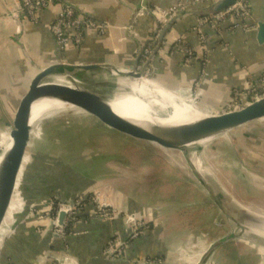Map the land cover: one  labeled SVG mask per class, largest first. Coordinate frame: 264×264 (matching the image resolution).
Listing matches in <instances>:
<instances>
[{"label": "crops", "instance_id": "crops-1", "mask_svg": "<svg viewBox=\"0 0 264 264\" xmlns=\"http://www.w3.org/2000/svg\"><path fill=\"white\" fill-rule=\"evenodd\" d=\"M65 2L96 21L108 22L112 27L105 34L87 31L81 48L71 46L62 52L63 63L103 64L132 70L142 59L141 50L149 44L159 27L151 14L134 17L135 12L141 6L167 10L176 6L179 0H56L41 13L39 24L21 17L19 0H0L1 131L8 127L10 115L33 78L57 61L56 42L49 26L64 8ZM198 19V16L190 15L178 20L150 64L155 68V78L150 81L177 96L183 95L175 90L189 87L202 69L200 34L195 30ZM257 19H264V0H250L247 21L249 25H255ZM202 31L206 37L209 77L199 92L202 94L201 103L206 108L218 110L230 102L234 89L242 88L264 73V46H259L244 28L232 31L225 27L216 32L205 25ZM177 37H182L183 42L181 46L173 47L171 44ZM184 47L195 52L189 64L185 63ZM64 74L58 77H63L67 84L74 82L82 85L96 77L121 86L124 84L123 79L106 69L74 70ZM56 78L51 80L63 81ZM125 84L130 86V81ZM141 86V83H136V87ZM4 134L1 133L0 137ZM28 161L27 154L18 178L19 186H16L17 196L13 195L0 230V264H50L52 257L60 255L69 256L74 264H197L210 244L237 232L241 223L239 212H248L245 209L247 205L228 194L220 183L216 186L220 193L215 188L217 201H211L202 185V190L189 187L190 195L201 194V201L187 204L190 214L185 220L186 226L180 225L176 215L178 208L175 210L172 204L169 207L167 203L141 204L131 198L123 197V201H118L112 197L110 201L114 207L128 210L146 222L148 231L144 236L131 239V225L122 216L113 221L80 217L72 233L63 240L51 233L48 220H45V230L40 232L34 229L35 223L31 218L25 217L17 222L18 215L12 224L11 236L3 244L7 223L15 211H23L27 197L33 199L38 215L49 211V204L54 199L66 201L81 196L90 197L87 191L89 185H73L68 181L61 183L56 175L46 171L45 165L36 170L33 165L28 166L24 173ZM199 173L209 176V172H204L202 168ZM215 220L222 225L216 226ZM244 235V240H250L252 235L256 239L264 238L263 233L254 234L251 231H245ZM242 242L234 238L224 243L210 254L205 264H236V256L251 253L249 241L246 245Z\"/></svg>", "mask_w": 264, "mask_h": 264}, {"label": "rangeland", "instance_id": "rangeland-1", "mask_svg": "<svg viewBox=\"0 0 264 264\" xmlns=\"http://www.w3.org/2000/svg\"><path fill=\"white\" fill-rule=\"evenodd\" d=\"M82 86L110 99L129 90L124 85L97 77L83 82ZM137 90L145 99L161 102L151 88L141 86ZM201 91L193 84L175 90L199 107L204 106L201 103L202 94H199ZM234 91L228 104L218 110L206 108V111L213 115L229 112L228 108L234 104ZM13 113L9 117L8 127L0 130V134L5 133L0 137V155L6 145L2 141H8L10 137ZM27 154L29 161L24 173L28 166L33 165L36 170L45 165L47 172L62 178L64 176L63 180L69 175L65 180H68V184L84 187L89 185L88 195L110 206L113 205L110 201L112 197L118 201H123V197L131 198L141 204L167 203L168 207L172 204L175 210L178 208L176 215L181 226H186L185 220L189 218L187 204L201 201V194L190 195L192 192H189V187L202 190V185L208 184L212 192L203 190L210 195L212 201L216 200V189L219 191L216 186L220 183L228 194L247 205L243 208L251 214L239 212L241 223L235 232L236 238L243 241L242 245L249 241L251 253L236 256V264H264V238L256 239L252 235L250 240L243 239L245 231L264 234V120L247 124L206 143L181 150H167L113 133L94 118L76 109L60 108L32 125ZM40 154L44 159L41 157V160H36V156ZM201 168L204 172H209V176L202 175V171L199 173ZM58 180L61 183L63 181L60 178ZM111 207L119 210V216L122 217L128 212L114 205ZM31 209L26 217L34 221L35 230L42 232L45 230V220L52 217L55 210L43 211L38 215L34 204ZM20 214L21 210L15 211L5 227L3 239L11 236L12 224ZM214 222L216 226L222 225L216 220ZM66 257H52L50 264H64Z\"/></svg>", "mask_w": 264, "mask_h": 264}, {"label": "water", "instance_id": "water-1", "mask_svg": "<svg viewBox=\"0 0 264 264\" xmlns=\"http://www.w3.org/2000/svg\"><path fill=\"white\" fill-rule=\"evenodd\" d=\"M183 1L190 5L189 0ZM238 1L240 0H218L215 3H210L201 7H193L189 11L179 15L177 18L169 22L161 32L157 47L153 52V57L156 56L167 34L172 30L178 20L190 15L198 17L213 15L224 11ZM137 11L135 12L134 17L136 16ZM145 14H148V12H145ZM248 34L255 38L259 46H264V19H257L254 29L248 31ZM56 58L57 61L54 64L39 71V73L33 78L27 91L19 99L13 113L12 128L10 129L12 145L9 150L6 151L0 163V230L9 211L16 190L17 181L24 166L23 163L31 141V114L34 105L39 101L61 103L65 105V107L76 109L87 114L106 128L118 134L133 140L151 143L167 150H181L190 146L202 144L205 141H210L247 124L264 120V98H262L248 104L240 110L209 115L190 123L178 125L139 124L138 122L127 119L115 112V110L109 105V102L112 99L104 97L98 92L87 90L83 88L82 85L74 82L64 84L51 79L63 76L65 75V72H72L74 70L90 71L106 69L115 76L123 79V85L130 90L125 82L142 80L145 78L143 70L151 64L152 58L147 60L140 71H137L138 64L132 70H122L111 65L103 64L70 65L63 63L62 52L57 43ZM150 70L152 78L145 79L152 80L155 78V68L150 67ZM68 177L69 175H67V178ZM75 177L76 176H74V178ZM65 180H63V182ZM205 184L206 183H204L203 186L208 192H212L209 185ZM75 199L76 198H72L63 202L70 201V204L73 205ZM32 205L33 199L27 197L25 200V208L19 217H17V222L23 220L27 214L32 211ZM66 216L67 214L64 211L59 213V226L64 225ZM49 230L54 236L60 237L58 234L54 233V223L52 221L49 223ZM236 237V233H231L210 244L197 264H205L207 258L216 248Z\"/></svg>", "mask_w": 264, "mask_h": 264}, {"label": "built area", "instance_id": "built-area-1", "mask_svg": "<svg viewBox=\"0 0 264 264\" xmlns=\"http://www.w3.org/2000/svg\"><path fill=\"white\" fill-rule=\"evenodd\" d=\"M189 1L190 5L186 4L183 0H179L176 6L167 10L159 7L146 8L144 6H141L138 9L135 17L143 16L145 15V12H148L156 19L159 27L151 37L149 44L144 46L141 50L140 58L142 57V59L138 62L137 71H140L144 67L147 60L150 58L153 59V52L157 47L159 36L169 22L195 6H204L210 3H215L218 0ZM54 2H56V0H19V13L23 19L39 24L41 13ZM63 6L64 8L56 15L55 20L52 21L49 26V30L55 38L61 52L71 46L81 48L86 40V32L89 30H94L98 34H105L107 29L112 27L108 22L103 23L96 21L92 17L77 11L70 3L65 2ZM249 17L250 0H240L224 11L209 16L199 17L195 30L200 34L202 69L197 78H195L190 85L193 84L198 90H201L205 81L209 77L207 69L209 57L206 50V37L202 31V27L207 25L216 32H221L225 27L232 31L237 28H244L248 32L255 27V25H249L247 21ZM182 42V37H177L173 40L171 45L173 47L181 46ZM184 53L186 57L185 63L189 64L194 57L195 52L189 47H184ZM150 67L151 66L149 65L143 70L145 78L151 77ZM234 90V104L230 105L228 108L229 112L240 110L248 104L264 98V73L257 80H250L245 83L242 88ZM49 210H55V213L52 217L48 218V222L50 223L52 221L54 223V233L58 234L63 240H66L67 236L73 231L72 229L70 232H66V225L69 223L75 224L79 216H84L86 214L91 218L113 221L121 215L119 210L103 203L98 198H92L91 196L89 199H86L85 197H77L73 201V205H71L70 202L67 203L52 200L49 204ZM61 211H64L67 214L63 226L58 225V217ZM123 218L129 225H131V239H138L147 233L148 227L143 219L137 218L135 215L129 214L128 212L124 213ZM5 240L6 238H4V241ZM69 261L72 262V259L69 256L63 260L64 264H72L69 263Z\"/></svg>", "mask_w": 264, "mask_h": 264}, {"label": "bare ground", "instance_id": "bare-ground-1", "mask_svg": "<svg viewBox=\"0 0 264 264\" xmlns=\"http://www.w3.org/2000/svg\"><path fill=\"white\" fill-rule=\"evenodd\" d=\"M56 79L63 80L58 81L59 83L67 84L64 81L65 79L63 77H57ZM136 83H141L144 87L151 88L152 91L157 95L158 100H160L161 102L159 103V101H157L158 103H155L156 101L154 99L147 100L143 96H141L137 90ZM129 88L130 90H128L125 94H122L117 98H113L109 102V105L118 114L127 119L138 122L139 124L178 125L183 123H190L206 116L213 115L210 112L206 111V107H199L194 102H192V100H188L183 96H177L176 94L165 90V88L163 89L159 87L154 82H151L150 80L145 78H143L142 80L130 81ZM60 108L67 107L58 102H37L32 110L31 125L40 121L46 115H50L51 112L59 110ZM2 142H5L6 145L4 147L1 146L4 149V152L0 155V163L3 159L4 154L12 145V140L10 137L8 138V141ZM206 142L208 141H205L203 143ZM18 186L19 183L17 184V187ZM69 263L74 264L73 260L72 262L69 261Z\"/></svg>", "mask_w": 264, "mask_h": 264}, {"label": "trees", "instance_id": "trees-1", "mask_svg": "<svg viewBox=\"0 0 264 264\" xmlns=\"http://www.w3.org/2000/svg\"><path fill=\"white\" fill-rule=\"evenodd\" d=\"M103 127H105V126H103ZM106 128V127H105ZM108 129V128H107ZM108 130H110V129H108ZM112 131V130H111ZM113 133H116V132H114V131H112ZM116 134H118V133H116ZM119 135H121V134H119ZM41 157H42V155L40 154V155H38V156H36V160H41ZM46 157V156H45ZM43 158V157H42ZM44 159V158H43ZM52 174H54V175H56L57 176V174H55V173H52ZM58 177V176H57ZM60 178V180L62 179L63 180V178L62 177H58V179ZM14 195L15 196H17L16 195V193H14ZM86 203H87V201H86ZM80 217H83V218H85V217H87L88 218V215H84V216H79L78 218H80ZM74 227V223H69V224H67L66 225V232H70L71 230H72V228Z\"/></svg>", "mask_w": 264, "mask_h": 264}]
</instances>
